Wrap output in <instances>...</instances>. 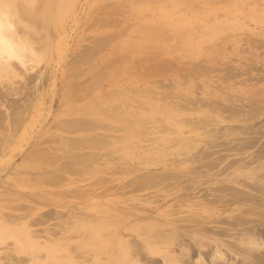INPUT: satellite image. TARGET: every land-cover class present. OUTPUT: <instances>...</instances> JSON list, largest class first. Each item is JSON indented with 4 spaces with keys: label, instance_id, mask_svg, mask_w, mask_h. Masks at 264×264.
I'll list each match as a JSON object with an SVG mask.
<instances>
[{
    "label": "rangeland",
    "instance_id": "374dc122",
    "mask_svg": "<svg viewBox=\"0 0 264 264\" xmlns=\"http://www.w3.org/2000/svg\"><path fill=\"white\" fill-rule=\"evenodd\" d=\"M263 147L264 0H0L1 261L264 264Z\"/></svg>",
    "mask_w": 264,
    "mask_h": 264
},
{
    "label": "crops",
    "instance_id": "0c3cea01",
    "mask_svg": "<svg viewBox=\"0 0 264 264\" xmlns=\"http://www.w3.org/2000/svg\"><path fill=\"white\" fill-rule=\"evenodd\" d=\"M70 246L71 245L64 244L62 247H58L59 251L57 253H52L50 248H48L46 250L43 247L41 253H43V255L45 253L47 256L46 258L48 260L42 259V261H40V263L41 264H55V263H51V261H50V258H51L50 256H52L53 258L54 257L56 258V260H53V261H56V264H78L76 254L69 252V249L71 248ZM53 250H55V249H53ZM47 253H48V255H47ZM27 255H30V254H27ZM35 255H37V254H35ZM56 255H57V257H56ZM18 258H20V256ZM21 262H23V258H21V259L11 258V259L6 260V261L0 260V264H21ZM25 264H32V263L28 260V262Z\"/></svg>",
    "mask_w": 264,
    "mask_h": 264
},
{
    "label": "bare ground",
    "instance_id": "6f19581e",
    "mask_svg": "<svg viewBox=\"0 0 264 264\" xmlns=\"http://www.w3.org/2000/svg\"><path fill=\"white\" fill-rule=\"evenodd\" d=\"M263 149H264V147H263ZM262 151H264V150H262ZM166 179H168V178H166ZM161 181V180H160ZM159 181V182H160ZM163 181V180H162ZM253 185V188L256 190V191H258L261 195H263L264 194V186H262V185H254V184H252ZM249 187V186H248ZM233 192V191H232ZM235 193V192H234ZM239 193V192H238ZM241 195V194H240ZM236 196V195H235ZM264 196V195H263ZM247 197H249V196H247ZM246 196H245V198H247ZM243 198H244V196H243ZM235 199V198H234ZM239 199V198H238ZM241 199V198H240ZM252 200V199H251ZM224 223V222H223ZM207 231V230H206ZM139 250H141V249H139ZM81 257V256H80ZM83 257V256H82ZM80 259H82V258H80ZM150 260V259H149ZM170 259H168V261H169ZM114 261V260H113ZM171 261V260H170ZM170 261L168 262V264H170ZM150 262V261H149ZM116 264V263H115ZM121 264V263H120ZM122 264H126L125 263V260H124V258H123V261H122ZM161 264V263H160Z\"/></svg>",
    "mask_w": 264,
    "mask_h": 264
}]
</instances>
